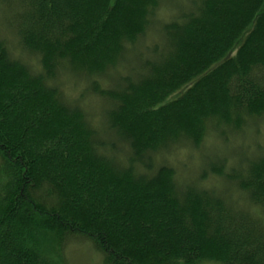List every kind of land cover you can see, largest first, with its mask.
<instances>
[{
	"label": "trees",
	"instance_id": "16d2710c",
	"mask_svg": "<svg viewBox=\"0 0 264 264\" xmlns=\"http://www.w3.org/2000/svg\"><path fill=\"white\" fill-rule=\"evenodd\" d=\"M185 3L0 0V264H264V143L201 151L264 122V0Z\"/></svg>",
	"mask_w": 264,
	"mask_h": 264
},
{
	"label": "rangeland",
	"instance_id": "374dc122",
	"mask_svg": "<svg viewBox=\"0 0 264 264\" xmlns=\"http://www.w3.org/2000/svg\"><path fill=\"white\" fill-rule=\"evenodd\" d=\"M187 3V2H186ZM185 0H169V5L171 10H176V7L180 4L185 5ZM3 12L2 14H8L7 9H4L3 7H0ZM169 14V10H162L157 17L158 20H164L165 17ZM0 34L3 35L2 29L0 27ZM12 38V37H10ZM9 40L13 42L12 39ZM155 37H152V40H154ZM151 40V39H150ZM150 40H146V44L150 42ZM143 46L144 44L138 45L133 53L128 54V57L130 62L136 63V61H139L141 59H144L141 55V52H145ZM141 51V52H140ZM140 55L142 57H140ZM145 55V54H143ZM27 60L29 58L27 57ZM31 64L38 66L35 59L31 58L29 60ZM135 66V65H134ZM65 89L67 93L72 97L75 98L79 95L80 91L83 89V86L80 88H72V85L65 86ZM86 106L89 108V110L94 114L98 113L99 103L94 99L91 98L86 101ZM236 138V139H235ZM231 140L230 143L225 144L220 139L216 140L213 137L210 139H206V143L204 144L201 151L204 153H208L209 155L212 154H229L232 155L233 153H238L239 151H246L247 148L250 147V144L256 142L258 145H262L264 142V122L258 124L257 126H254L252 128H249L245 131V134L242 136H237ZM250 149V148H249ZM251 150L253 151V147H251ZM200 151H191L189 149H181L179 151L174 152V155L170 157V162L173 166H175L178 170L180 178H184L185 174L189 172L190 174L195 171V167L199 164L197 160H199V157H202V155L205 157L204 154L201 155ZM186 168L189 169V171L186 170ZM187 173L186 177H190V174ZM48 241L45 242V250L51 257V259L56 263L61 264V260L59 258V255L57 254L55 243H53V239H46ZM82 240V239H81ZM79 242V243H78ZM64 256L69 264H103L102 258L98 252L92 247V245L88 242L82 241H73L69 245H67L66 249L64 250ZM199 264H220L216 262H209L204 261Z\"/></svg>",
	"mask_w": 264,
	"mask_h": 264
}]
</instances>
